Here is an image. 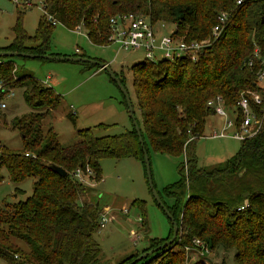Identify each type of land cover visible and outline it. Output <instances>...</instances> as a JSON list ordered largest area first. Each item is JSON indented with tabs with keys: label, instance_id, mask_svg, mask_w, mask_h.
<instances>
[{
	"label": "trees",
	"instance_id": "trees-1",
	"mask_svg": "<svg viewBox=\"0 0 264 264\" xmlns=\"http://www.w3.org/2000/svg\"><path fill=\"white\" fill-rule=\"evenodd\" d=\"M222 10L230 13L223 33L197 61L144 58L130 65L146 151L151 148L183 158L179 181L164 189L171 203L163 201L178 225V236L171 246L135 264H183L174 247L198 238L211 247L234 248L237 264H264V116L256 135L240 141L238 152L223 164L201 167L195 152L206 118L213 114L209 99L220 96L234 106L242 91L256 90L257 61L252 51L257 46L264 54V0L238 5L235 0H43L35 33L24 30V14L18 10L11 28L13 39L0 47L48 55L55 26L48 15L66 29H83L94 45H109L111 16L127 12L173 24V34L199 39L209 34ZM13 58L0 56V79L11 88L24 86L31 112L14 118L23 148L11 151L1 145L0 167L6 168L14 183L29 177L36 180L30 196L0 207V258L5 264H92L101 253L94 237L101 209L97 201H90L91 188L77 180L75 171L86 173L88 167V177L97 184L105 158L133 157L144 167L139 138L133 124L129 130L99 137L90 128H82L77 130V142L62 145L54 129L41 124V118L60 105L62 96L32 75H19ZM122 103L126 107L124 97ZM52 163L67 172L66 176L46 167ZM133 204L144 212L145 202L133 200ZM167 220L166 237L150 238L142 253L172 236V223ZM138 255L135 251L117 264H127Z\"/></svg>",
	"mask_w": 264,
	"mask_h": 264
},
{
	"label": "rangeland",
	"instance_id": "rangeland-1",
	"mask_svg": "<svg viewBox=\"0 0 264 264\" xmlns=\"http://www.w3.org/2000/svg\"><path fill=\"white\" fill-rule=\"evenodd\" d=\"M42 2L43 0H29L27 5L25 2L21 4L22 2L16 3L13 0H0V44L11 42V28L15 24L18 10H22L24 14V30L29 35L34 34L38 20L43 15ZM156 28L158 33L169 34L174 31L175 25L159 21ZM82 30L71 31L56 24L50 35V52L60 56H73L79 55L75 52L78 50L81 54L107 63L111 72L122 80L121 83L134 106L136 119L140 122L130 65L144 60L143 52L121 51L113 44H91ZM13 59L19 75L27 73L43 80L46 75L51 74L52 80L48 87L59 93L62 101L57 108L41 118V124L45 129L52 127L62 145L77 142V130L82 128H90L94 135L99 137L121 133L132 127L127 109L122 103L123 92L104 69L97 71L98 66L91 67L87 65L89 63L67 60L43 62L19 56ZM24 89V86L13 88L14 97L0 94V104L5 103V107L0 108V146L4 145L11 151L23 148L20 130L13 125L14 118L31 112L25 102ZM72 112L74 117H69L68 114ZM221 123L222 119L210 114L206 118L202 137L196 141L198 165L206 169L223 164L227 158L235 155L240 147L241 142L231 137H207L212 129H218ZM148 154L155 190L161 201L171 203L165 196L164 189L179 181L178 167L183 158L167 153L160 154L151 148ZM100 168V183L96 185L95 181L87 176L86 185L91 188L90 201H97L101 212L111 221L106 222L102 228L99 226L94 233L101 253L92 264H117L135 251L142 254V251L149 247L151 237H166L169 222L147 186L146 172L140 161L133 157L105 158L101 160ZM0 176L3 178L0 182V207L9 206L31 195L35 178L29 177L14 183L5 167H0ZM133 200L145 202L144 212H141L137 204H133ZM174 249L181 254L183 264L198 261L203 264H237L234 261V248L211 247L207 241L200 238L192 239L188 243L180 241ZM0 264H5L2 258Z\"/></svg>",
	"mask_w": 264,
	"mask_h": 264
},
{
	"label": "built area",
	"instance_id": "built-area-1",
	"mask_svg": "<svg viewBox=\"0 0 264 264\" xmlns=\"http://www.w3.org/2000/svg\"><path fill=\"white\" fill-rule=\"evenodd\" d=\"M16 3L29 0H13ZM246 0H235V4H241ZM230 17L227 10L218 12L215 21L206 37L188 40L183 35L158 33L157 22H152L148 16L135 13L116 14L111 16L108 23V37L106 43L116 45L121 51H139L144 54V58L152 61L160 59L175 60L176 58H186L197 61L201 53L215 41L222 33L226 22ZM53 25L58 24L51 15L47 16ZM80 28L75 31H79ZM78 52V50H76ZM254 59L257 61L254 91H242L234 106L224 103L222 97L216 96L207 102L213 110V114L222 119L218 129L213 128L207 137H231L242 141L243 139L256 135L261 126L264 116V54L259 52L257 46L252 51ZM251 64V63H250ZM49 77L45 80L48 81ZM11 87H8L3 79H0V94L14 97ZM5 107V103L0 104V108ZM202 136L200 135V138ZM85 172L77 169L75 177L80 183H86V177L91 174L88 167ZM245 204L247 201L244 202ZM244 206L241 207V209ZM102 211V210H101ZM99 226L102 228L110 219L101 212ZM133 234V233H132ZM134 235V234H133ZM198 240V239H197Z\"/></svg>",
	"mask_w": 264,
	"mask_h": 264
},
{
	"label": "water",
	"instance_id": "water-1",
	"mask_svg": "<svg viewBox=\"0 0 264 264\" xmlns=\"http://www.w3.org/2000/svg\"><path fill=\"white\" fill-rule=\"evenodd\" d=\"M0 56H7V57H16V56H20V57H24V58H40V59H52V60H59V61H73V62H84V63H89V64H93V65H97L100 68L104 69L108 75H110V77L117 83L118 87L120 88V90L123 92L124 95V100H125V104L127 107V111H128V115H129V119L131 120L132 124L134 125V129L136 131L137 134V138H139V142H140V146L142 149V154L144 155V170L146 172V180H147V186H149L153 198L154 200L157 202V204L162 208L163 212L166 214L167 217H169V219L171 220L172 223V236L166 240V242H164L161 245H158L156 247H152L150 248L149 251L143 252L142 254L138 255L137 257L134 258L133 261L127 263V264H135V262L140 261L144 258H146L147 256H150V254L159 251L160 249L165 248L166 246H171L177 236H178V225L174 219V217L170 214V212L168 211L167 207L164 205L163 201H161L157 191L155 190V186L153 185L152 182V175H151V170H150V157L148 152L146 151L145 148V144H144V139L142 138V134H141V130L139 127V123L136 120V116H135V112H134V107L132 106L131 100H130V96L128 95V92L124 89V86L122 85V83L120 82L119 78L111 72V70L109 69V65L103 61H100L98 59H92L86 56H58V55H44V54H30V53H21V52H12V51H5V50H0ZM47 168H49L51 171L53 170L54 172L58 173L61 176H66L67 172H65L61 167L55 165V164H47L46 165Z\"/></svg>",
	"mask_w": 264,
	"mask_h": 264
},
{
	"label": "crops",
	"instance_id": "crops-1",
	"mask_svg": "<svg viewBox=\"0 0 264 264\" xmlns=\"http://www.w3.org/2000/svg\"><path fill=\"white\" fill-rule=\"evenodd\" d=\"M12 39H13V37H12ZM12 41V40H11ZM89 41V40H88ZM9 44V43H8ZM7 43L6 44H0V47H3V46H6V45H8ZM75 52H77V51H75ZM79 55H73V56H80V55H82V56H86L85 54H81V52H77ZM48 54H51V55H59L58 53H52V52H49ZM60 56V55H59ZM86 57H88V56H86ZM89 58H91V57H89ZM27 59H29V58H27ZM35 59H37V60H40V61H43V62H48V61H50V60H52V59H48V60H46V59H40V58H35ZM92 59H94V58H92ZM97 59V58H96ZM95 59V60H96ZM99 60V59H98ZM59 61V60H58ZM81 62V61H80ZM80 62H78V63H80ZM82 64V63H81ZM92 65V64H91ZM95 66V65H94ZM98 70H102V68H100V67H98V69H97V71ZM94 73H97V72H94ZM47 77H49V79H48V81L45 83V80L47 79ZM52 80V77H51V74H49V75H46L45 76V78L43 79V80H39V83H41V84H43V85H45V86H47L48 87V85H49V82ZM127 113H128V111H127ZM100 183V182H99ZM99 183H97V184H99ZM96 184V183H95ZM96 184V185H97ZM145 225H146V222H145ZM151 238H154V237H151ZM155 238H159V237H155ZM162 238V237H161Z\"/></svg>",
	"mask_w": 264,
	"mask_h": 264
}]
</instances>
